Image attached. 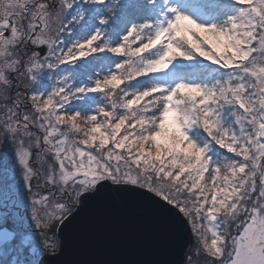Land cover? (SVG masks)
Wrapping results in <instances>:
<instances>
[{
    "label": "snow or ice",
    "instance_id": "6c2138e0",
    "mask_svg": "<svg viewBox=\"0 0 264 264\" xmlns=\"http://www.w3.org/2000/svg\"><path fill=\"white\" fill-rule=\"evenodd\" d=\"M102 202L179 264H264V0H0V257Z\"/></svg>",
    "mask_w": 264,
    "mask_h": 264
},
{
    "label": "water",
    "instance_id": "95a60500",
    "mask_svg": "<svg viewBox=\"0 0 264 264\" xmlns=\"http://www.w3.org/2000/svg\"><path fill=\"white\" fill-rule=\"evenodd\" d=\"M58 237L63 247L39 264H179L183 255L167 225L118 203L90 204Z\"/></svg>",
    "mask_w": 264,
    "mask_h": 264
},
{
    "label": "rangeland",
    "instance_id": "374dc122",
    "mask_svg": "<svg viewBox=\"0 0 264 264\" xmlns=\"http://www.w3.org/2000/svg\"><path fill=\"white\" fill-rule=\"evenodd\" d=\"M16 209H17V213H18V214L16 213L17 220L21 223L22 227L26 231L32 232L33 230H32V227H31V223L27 221L28 211H27L26 203L25 202H19V203H17ZM57 240L58 239L56 237V241ZM0 258L6 259V260H9L10 259V257H0Z\"/></svg>",
    "mask_w": 264,
    "mask_h": 264
},
{
    "label": "trees",
    "instance_id": "16d2710c",
    "mask_svg": "<svg viewBox=\"0 0 264 264\" xmlns=\"http://www.w3.org/2000/svg\"><path fill=\"white\" fill-rule=\"evenodd\" d=\"M0 264H7V260L3 259V258H0Z\"/></svg>",
    "mask_w": 264,
    "mask_h": 264
}]
</instances>
